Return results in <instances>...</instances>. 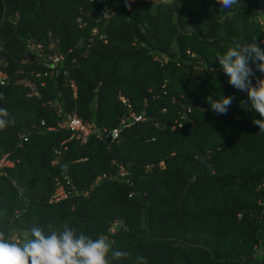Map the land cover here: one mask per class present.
<instances>
[{
  "label": "trees",
  "instance_id": "trees-1",
  "mask_svg": "<svg viewBox=\"0 0 264 264\" xmlns=\"http://www.w3.org/2000/svg\"><path fill=\"white\" fill-rule=\"evenodd\" d=\"M0 70V264H264V0H0Z\"/></svg>",
  "mask_w": 264,
  "mask_h": 264
},
{
  "label": "built area",
  "instance_id": "built-area-1",
  "mask_svg": "<svg viewBox=\"0 0 264 264\" xmlns=\"http://www.w3.org/2000/svg\"><path fill=\"white\" fill-rule=\"evenodd\" d=\"M95 33V31H94ZM49 48H51L50 46H48ZM39 46H36L35 49H39ZM38 57H41L40 53L37 54ZM45 61H50V63H52L53 65H55L57 62H59L61 60V56L53 53L52 55H49L47 57H44ZM5 80V75L0 71V84H3ZM70 87L71 89L74 91V86L72 83H70ZM121 101L124 103V100L121 99ZM53 111L54 114L57 117H60V109L58 108V106L53 105ZM126 108L129 112L127 118L121 119L120 120V124L123 126H127L129 123H125L128 121H130V123H137V122H142L144 121V118L139 115V114H133L130 111V107L129 105L126 104ZM180 118H182V116L180 115ZM42 125V123H41ZM57 128L58 129H62L65 131L69 132V136L67 138V140H84V138L90 134H93L95 132V128L92 122H85V121H81L79 118H77L74 115H63L61 116L60 120L57 123ZM47 130H50L47 128ZM117 132L118 130H112L111 131V139H115L117 137ZM29 132L26 131L24 133H21L18 135V139L22 142H25L27 139ZM12 163L10 161L7 160L6 155L2 156L0 158V175L3 174L1 173V170L3 168H7V167H11ZM121 174L120 175H125L124 171L122 168H120ZM64 194L62 192V188L61 186H58V188L54 191L53 195L50 198V201H57L61 198H63ZM2 258L4 259V262L6 264H16V261L14 259V257L10 254L9 249L6 247L4 249V251L2 252Z\"/></svg>",
  "mask_w": 264,
  "mask_h": 264
},
{
  "label": "clouds",
  "instance_id": "clouds-1",
  "mask_svg": "<svg viewBox=\"0 0 264 264\" xmlns=\"http://www.w3.org/2000/svg\"><path fill=\"white\" fill-rule=\"evenodd\" d=\"M105 17V16H104ZM94 31H95V33H94ZM96 32H97V30L94 28L92 31H91V34L92 35H94V34H96ZM38 46V45H37ZM48 46H50L51 47V44H49ZM58 55H60V54H58ZM61 56V55H60ZM61 60H62V56H61ZM56 65V64H55ZM54 66V65H53ZM1 71V70H0ZM4 75H5V73L3 72V71H1ZM55 73V72H54ZM38 76V74H36L35 75V77H37ZM5 82H6V75H5V80H4V83L3 84H0V86H2V85H4L5 84ZM70 83H72L73 84V82H71V81H69V87H70ZM73 86H74V84H73ZM70 89H71V87H70ZM71 91H72V96L74 97L75 96V87H74V91L71 89ZM121 99L122 100H124L122 97H120L119 98V100H120V102L121 103H123L122 101H121ZM123 104H125V107H126V104H127V102H126V100H124V103ZM53 105H56V103H49V106L50 107H52ZM128 105V104H127ZM57 106V105H56ZM130 107V106H129ZM59 108V107H58ZM52 109H53V107H52ZM127 109V108H126ZM128 111V110H127ZM130 111H131V109H130ZM163 111V110H162ZM54 112V111H53ZM132 112V111H131ZM186 112H188V109H186ZM133 113V112H132ZM128 114H129V112H128ZM134 114V113H133ZM63 115H66V114H63ZM63 115H61V112H60V117H58L59 118V120H60V118H61V116H63ZM68 115H74V116H76L75 114H68ZM177 115H178V121H176V127H180V121L181 120H183L186 116H185V113H181V112H179V113H177ZM180 115L182 116V118H180ZM56 116V115H55ZM128 116V115H127ZM142 116V115H141ZM57 117V116H56ZM77 117V116H76ZM143 117V116H142ZM77 118H79V117H77ZM144 118V117H143ZM80 119V118H79ZM58 120V121H59ZM81 121H83L82 119H80ZM58 121L56 122V124H55V129H57V130H61V131H64V132H66L68 135H67V138H68V136H69V132L68 131H65V130H62V129H58L57 128V123H58ZM85 122H89V121H85ZM143 122V121H142ZM41 123L42 122H40V126H42L43 125V123H42V125H41ZM93 123V122H92ZM137 123H140V122H137ZM93 125H94V123H93ZM174 125H173V127H175ZM172 127V128H173ZM48 129H50V130H52L53 129V127H47ZM47 128H45V130L46 131H50V130H47ZM94 130H95V132L93 133V134H90V135H88V136H86L85 138H84V140L86 139V138H88L89 136H94L95 138H98V139H103V136H105V135H107L108 136V141L107 142H110V141H114V140H116L117 139V137H118V132H117V137L115 138V139H111V131L112 130H117V129H112V130H109L108 132H106L104 129H102V130H100V131H98V129L96 128V126L94 125ZM34 129V125H32L31 127H29V128H25L22 132H19L18 134H17V139H18V135L19 134H21V133H24V132H26V131H28L29 132V134H28V136H27V138L29 137V135H30V133H31V130H33ZM67 138L64 140V141H62L61 143H60V145H64L65 144V142H67V141H70V140H67ZM27 140V139H26ZM83 140V141H84ZM74 141H78V142H83L82 140H74ZM26 142V141H25ZM22 143H24V142H22ZM21 141L18 139V146H20L21 144ZM63 148V147H62ZM64 149V148H63ZM54 153L56 154V155H58L59 154V151H57V150H55L54 151ZM4 155H6V158H7V160L8 161H10L11 163H12V166L11 167H7V168H3L2 170H1V173H3V174H1L2 176H4V170L5 169H10V168H12L13 167V165H14V162L9 158V154L8 153H6V154H3L2 156H4ZM2 156H0V158L2 157ZM55 163V160H53L52 162H51V164L53 165ZM158 166H162V162H159L158 163ZM120 168H122L121 166H119L118 167V169H119V171H120ZM123 169V168H122ZM146 169H149L148 167H146ZM125 173V175H126V172H124ZM119 174H121V171H120V173ZM0 175V176H1ZM125 175H120L121 177L122 176H125ZM105 177V175L104 174H102V175H99L98 177H96V179L93 181V184H96L97 182H99L101 179H103ZM66 184V183H65ZM68 184V183H67ZM58 186H61V188H62V192H63V194H64V196H63V198H61V199H59V200H57V201H50V198H51V196L53 195V193H54V191L58 188ZM54 191L52 192V194H51V196L49 197V199H48V203H56V202H58V201H60V200H62V199H64L65 198V196H66V194H65V191H64V188H63V185H60V184H58L57 183V181H56V184H55V189H54ZM110 232H112V229H110ZM4 251V250H3ZM1 259L3 260V263L4 264H6L5 262H4V259L2 258V253H1Z\"/></svg>",
  "mask_w": 264,
  "mask_h": 264
},
{
  "label": "rangeland",
  "instance_id": "rangeland-1",
  "mask_svg": "<svg viewBox=\"0 0 264 264\" xmlns=\"http://www.w3.org/2000/svg\"><path fill=\"white\" fill-rule=\"evenodd\" d=\"M210 1L213 2V1H215V0H210ZM260 24H261V23H260ZM29 49L32 50V49H35V48H33V47L30 46ZM20 83H22L23 85L28 86L32 91H35L34 86H33L29 81H27V80H25V81H20ZM11 236H12V238H14V239H16V238L19 239V237L16 236L15 234H13V235H11ZM21 239H23V237H21ZM19 240H20V239H19Z\"/></svg>",
  "mask_w": 264,
  "mask_h": 264
},
{
  "label": "water",
  "instance_id": "water-1",
  "mask_svg": "<svg viewBox=\"0 0 264 264\" xmlns=\"http://www.w3.org/2000/svg\"><path fill=\"white\" fill-rule=\"evenodd\" d=\"M26 57L29 58L31 61L33 60V56L30 54L26 55ZM103 139L107 142L108 136L107 135L103 136ZM256 215H258V211H256Z\"/></svg>",
  "mask_w": 264,
  "mask_h": 264
}]
</instances>
